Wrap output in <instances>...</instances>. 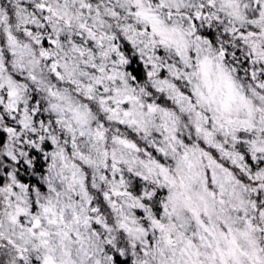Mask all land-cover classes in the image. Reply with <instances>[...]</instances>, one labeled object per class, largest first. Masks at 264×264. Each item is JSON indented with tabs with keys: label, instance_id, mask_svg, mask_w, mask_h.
<instances>
[{
	"label": "snow or ice",
	"instance_id": "snow-or-ice-1",
	"mask_svg": "<svg viewBox=\"0 0 264 264\" xmlns=\"http://www.w3.org/2000/svg\"><path fill=\"white\" fill-rule=\"evenodd\" d=\"M0 264H264V0H0Z\"/></svg>",
	"mask_w": 264,
	"mask_h": 264
}]
</instances>
